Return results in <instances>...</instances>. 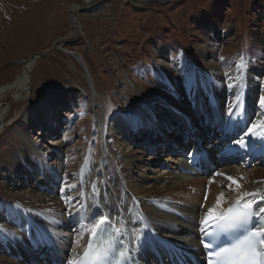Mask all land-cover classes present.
<instances>
[{
  "label": "bare ground",
  "instance_id": "bare-ground-1",
  "mask_svg": "<svg viewBox=\"0 0 264 264\" xmlns=\"http://www.w3.org/2000/svg\"><path fill=\"white\" fill-rule=\"evenodd\" d=\"M105 2L106 0H82L81 3L71 5L72 26L68 33L58 39V42L64 43L68 38L80 33L79 17L82 14L79 15V12L95 14L98 11L96 8ZM206 43L203 52L209 59H213L216 55V51L211 46L213 44L209 40ZM161 51L163 52L162 49ZM161 51L159 56L164 54ZM31 57L13 82L0 86V101L6 92L14 90L22 93L26 88L29 73L36 65L34 64L35 59H38V56ZM179 65L181 68V64ZM207 66V69H210V76L204 70L197 71L193 80L187 84L186 90H188L183 92L178 99L157 87H140L128 75L122 79H116V84L126 97L127 111L123 115H118L110 126L107 125L106 134L111 142L107 147L105 146L100 156V163L95 165L93 170H88V168L83 170L81 159L77 160L75 165V179L80 182L77 183L79 186L83 184V189L90 191L87 190L93 203L91 211L83 208L82 199L76 200L77 203H73L74 200H72L63 205L59 202L64 199L62 196L58 201L53 196H44L43 192V194L39 193L40 196L43 195V198H39L38 195L31 193L34 191L32 189L15 192L4 183H0V194L8 200L7 209L12 216L7 226L8 231H0V243L10 238L16 242L12 241L5 249V253L0 252V264H23L22 260L31 254L27 245L29 243L26 244L18 237L21 233L33 236L40 242H46L49 249H56L59 255H55L56 261L54 262L58 261V264H66V261L73 258L79 261L89 237L90 223L94 225L99 221L97 216L102 210L112 215L115 223L125 230V240L128 249H131V259L135 264L154 263L157 252L162 255L165 252L168 253L167 251L181 250L188 243L184 234H192V245H198L200 221L209 209L216 207L218 197L221 199L218 211L228 209L238 199L244 204L255 199L258 201V213L259 208L264 207V127L258 126L250 134L246 135V133L252 124L259 125L264 121V105L259 103V98L264 97V82L255 78L263 71V67L260 63H256L255 67L245 62L237 63L230 70L231 72L221 75L216 72L215 63L209 62ZM221 69H224L223 66ZM230 85L234 86L230 87ZM89 87L90 92L97 95L96 89ZM237 97L239 98L238 105ZM54 104L53 95L37 98L24 110L21 116L23 124L20 123L22 126L19 128L14 126L11 129L10 146L8 145L10 148L0 153V163L9 165L11 169L9 174L13 178L11 180L19 177L21 173H29L24 165L15 159L17 152L23 153L24 161L32 171L45 170L46 165L48 169L45 174L46 179L38 178L41 186L38 189L35 188L43 191H47L49 187L53 189L57 181L62 183L66 179V177L61 178L59 175L52 174V170L59 173L67 166L65 162H57L62 154L60 147L53 141L43 143L46 133L56 131L59 125L58 119H64L63 117L57 118L58 116L55 118L57 108ZM230 108L238 109L236 116L234 113L229 116ZM6 113L5 107H1L0 121L4 120ZM48 114L50 118L47 117ZM233 115L232 125L228 124ZM43 120L46 123H43ZM36 121L39 123V128L31 130V125ZM151 124L155 127L158 125L156 130L160 132L159 135L156 133L152 135V138L156 139L155 142H149L151 135L147 136L142 129L136 131L141 126L146 127L148 131ZM103 126L105 127L104 124ZM133 129L136 132L128 133L126 136L127 131ZM216 129L226 132L219 134ZM33 133L38 136L33 137ZM173 134H176L181 142L187 136L188 140L184 144L174 146L173 141L177 142V140L172 136ZM192 135L197 136V141L192 144L193 148L198 146L200 137L205 136L206 140L209 136L216 135L212 140V145L208 144L204 148V143H202L195 149V153L204 154L206 152L208 154L205 166H209L211 161L213 163L214 155L222 153L220 150L222 147L234 146L239 148V151L247 150L246 154L244 153L243 157L237 161L239 163L243 160V163L237 166L227 163L218 165L210 171V176L204 173L194 175L183 173L182 164L187 162V158L179 154L177 150L188 147ZM143 136H146L144 141H142ZM241 136L248 142L247 148H241L233 142ZM39 137L41 139H38ZM165 138H168L167 146L157 148L158 144H163ZM251 158L257 161L252 162L249 160ZM52 159H54L53 164L49 165ZM235 161L236 159L232 162ZM114 166L117 167V172L112 171L111 168ZM102 175L108 180V187L114 188L116 185L118 191L120 189L124 191V194L120 193V200H115L116 203L112 199L113 193L111 194L103 184ZM227 177L234 178L240 187L238 188ZM49 183L51 186H48ZM94 184L95 190H91ZM79 186L74 189L77 195L80 193ZM244 193L255 195L245 197ZM79 203L80 206L77 205ZM114 207H118V210ZM53 211L55 213L64 211L59 220H56L57 224L51 221L50 213ZM69 211L71 214H78L76 220L69 215ZM83 214L85 216L82 218ZM1 219H3L2 216ZM258 219L264 226V214L259 215ZM70 225L76 228L73 232H71ZM151 225H161L158 228L159 232H154ZM194 225L197 227L193 232L191 228ZM35 228L40 231L39 234L34 230ZM142 230L148 237V245L138 249L135 240ZM168 231L171 236L163 233ZM166 239H169L170 245H164ZM180 243L184 246L181 247ZM29 246L32 247V244ZM35 252L38 250L36 249ZM11 255H18L17 263L9 259Z\"/></svg>",
  "mask_w": 264,
  "mask_h": 264
},
{
  "label": "rangeland",
  "instance_id": "rangeland-1",
  "mask_svg": "<svg viewBox=\"0 0 264 264\" xmlns=\"http://www.w3.org/2000/svg\"><path fill=\"white\" fill-rule=\"evenodd\" d=\"M81 2L0 0V86L13 82L31 56H38L22 93L10 90L0 101V108L7 110L4 120L0 121V153L10 148V131L14 126H22L24 110L37 98L53 95L57 108L54 116L64 119H58L56 131L46 133L43 143L56 142L62 153L57 162L67 163L66 169L59 173L52 170V174L66 177L64 182L57 181L54 188L49 187L47 191L37 190L41 186L39 179H46V165L45 170L42 167V170L32 171L24 161L23 153L17 152L15 159L29 173H21L11 180L9 165L0 163V183L15 192L32 189L34 191L31 193L39 198H43V195L40 196L43 192L44 196H53L58 201L62 196L64 199L59 202L63 205L82 199L83 208L91 211L93 203L90 191L83 189V184L79 186L80 182L75 179V165L81 159L83 170H93L100 163L104 148L111 142L106 134L107 127L118 115L127 111L126 97L116 84V79L128 75L140 87H157L178 99L188 90L187 84L197 71L204 70L210 76V69H207L209 62L216 64V72L221 75L231 72L235 64L245 62L254 67L260 63L263 71L255 78L264 82V0H106L96 8L98 11L95 14L79 12V15L82 14L79 17L80 33L59 43L58 39L68 33L72 26L71 5ZM208 40L216 51L213 59L203 52ZM160 51L164 53L161 56ZM222 66L224 69H221ZM89 86L96 89L97 95L90 92ZM37 121L31 125V130L39 128ZM43 123L46 121L43 120ZM157 127L151 124L148 131L142 126L136 131L142 129L147 136L151 135L148 141L155 142L152 135L160 134ZM136 131L129 130L126 136ZM145 137H142V141ZM167 139L157 148L166 147ZM53 161L48 164L52 165ZM233 164L241 165V161ZM111 169L117 172L116 166ZM103 181L113 193L112 199L116 203L115 200H120V193L122 195L124 191H118L116 185L114 188L108 187L105 178ZM76 186L80 188L78 195L74 191ZM7 203L8 200L0 194V217L3 218L0 220V231L3 232L8 231L7 226L12 220ZM77 205L80 206V203ZM114 209L118 210V207ZM64 211L50 213L52 223L57 224L56 220ZM77 216V213L71 214L73 220ZM70 226L73 232L76 228ZM151 226L154 232H159L161 225ZM34 230L40 233L37 228ZM163 233L171 236L169 231ZM18 237L26 244H32V247L27 244L31 254L22 260L23 264L59 263L54 262L59 252L49 249L46 242H40L26 233L18 234ZM12 241L15 242L10 238L0 243L2 254ZM36 249L38 252H35ZM17 258L18 255L9 256L14 263H17Z\"/></svg>",
  "mask_w": 264,
  "mask_h": 264
},
{
  "label": "snow or ice",
  "instance_id": "snow-or-ice-1",
  "mask_svg": "<svg viewBox=\"0 0 264 264\" xmlns=\"http://www.w3.org/2000/svg\"><path fill=\"white\" fill-rule=\"evenodd\" d=\"M234 85H230L232 87ZM259 103L264 105V97L259 98ZM239 104V98L237 97V105ZM235 109H229V116L234 113ZM264 127V121L259 125L252 124L247 130V134H250L253 129L257 127ZM241 148H247L248 142L243 136L233 141ZM233 184H236L239 188L240 185L232 177H227ZM95 184L93 189L95 190ZM223 194H221L222 196ZM245 197L248 195H255L244 193ZM207 199V196H205ZM221 199L218 197L216 207L209 209L205 216L200 221V226L203 232V238L201 244L205 249H208L212 256L217 258V262H210V264H264V227H259V215L264 214V207L259 208L258 213L252 211L253 204L248 202L241 207L240 199L237 200L236 206L229 207L226 210L218 211L220 208ZM69 215L71 212L69 211ZM254 216L257 217V223L252 225V228L247 231H242L252 221ZM107 217L102 216L100 224H108ZM254 229V230H253ZM240 231L241 234L236 236L234 240L228 243L226 246H220V235H229ZM99 237V242L93 241ZM136 247L142 248L148 245V237L144 234V231H140L135 240ZM218 250H215L217 249ZM75 251V249H73ZM131 258V249H126L122 243L111 234L107 236H100L98 231L92 233V239H90L85 252L83 253L85 261L89 264H107L110 256ZM66 264H82L77 259L73 258L66 261Z\"/></svg>",
  "mask_w": 264,
  "mask_h": 264
},
{
  "label": "water",
  "instance_id": "water-1",
  "mask_svg": "<svg viewBox=\"0 0 264 264\" xmlns=\"http://www.w3.org/2000/svg\"><path fill=\"white\" fill-rule=\"evenodd\" d=\"M161 2H167V1H169L170 2V0H160ZM22 60H19L18 62H21Z\"/></svg>",
  "mask_w": 264,
  "mask_h": 264
}]
</instances>
